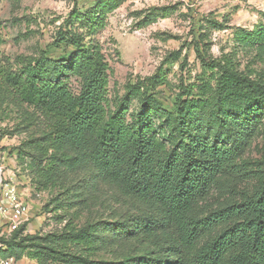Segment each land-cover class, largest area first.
<instances>
[{"label": "trees", "instance_id": "16d2710c", "mask_svg": "<svg viewBox=\"0 0 264 264\" xmlns=\"http://www.w3.org/2000/svg\"><path fill=\"white\" fill-rule=\"evenodd\" d=\"M59 34L55 45L74 47L68 55L42 51L14 67L0 54V113H13L11 134L24 135L15 159L34 189L56 190L52 210L62 198L68 209L90 210V219L77 225L69 218L45 233H24L22 226L0 239V258L264 264V158H243L256 130L253 116L264 106V67L244 72L228 53L198 51L201 70L179 86L170 111L149 92L161 77L127 83L126 97L141 102L131 125L123 117L126 102L108 108L105 58L82 36ZM232 40L264 64V15L251 29L235 27ZM69 77L78 82L74 91ZM151 109L173 120L169 145L150 127ZM211 194L217 199L207 203Z\"/></svg>", "mask_w": 264, "mask_h": 264}, {"label": "rangeland", "instance_id": "374dc122", "mask_svg": "<svg viewBox=\"0 0 264 264\" xmlns=\"http://www.w3.org/2000/svg\"><path fill=\"white\" fill-rule=\"evenodd\" d=\"M263 15L264 0H0V54L14 67L19 59L38 56L42 51L58 58L74 50L64 42L54 44L59 31L70 30L82 36V42L100 52L108 63V108L115 111L126 102L123 117L132 125L141 102L140 98L126 97L127 83L161 77L162 84L149 92L163 109L170 111L179 86L194 82L201 70L198 51L215 58L228 53L244 72L264 67L251 61L250 54L232 40L235 27L251 29L262 21ZM67 83L73 91L78 88L73 77ZM165 116L162 110H149L150 127L169 145L173 120ZM14 117L13 113L7 117L0 113V152L6 156L1 163L3 171L13 170L18 176L16 147L24 135L11 134ZM253 118L257 121L256 130L243 154L250 161L264 158V106ZM218 123L217 120L215 125ZM254 183L250 180L238 187L248 188ZM22 189L31 206L24 233L54 231L69 218L77 225L90 219V210L68 209L62 198L60 208L52 210L51 199L57 195L56 190L37 191L34 186ZM216 199V194H211L206 202ZM94 210L99 212L100 206ZM13 264L36 262L22 257Z\"/></svg>", "mask_w": 264, "mask_h": 264}, {"label": "built area", "instance_id": "2783aa9c", "mask_svg": "<svg viewBox=\"0 0 264 264\" xmlns=\"http://www.w3.org/2000/svg\"><path fill=\"white\" fill-rule=\"evenodd\" d=\"M5 157V152H0V239L8 238L29 220L31 206L25 197L27 192L22 188L33 187L28 174L19 171L16 176L13 170L3 171L1 163ZM16 177L20 180L18 181ZM13 262L12 258H0V264H13Z\"/></svg>", "mask_w": 264, "mask_h": 264}]
</instances>
